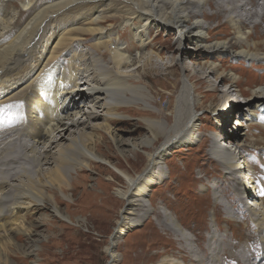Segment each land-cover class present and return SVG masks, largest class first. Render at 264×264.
Listing matches in <instances>:
<instances>
[{
  "label": "bare ground",
  "instance_id": "1",
  "mask_svg": "<svg viewBox=\"0 0 264 264\" xmlns=\"http://www.w3.org/2000/svg\"><path fill=\"white\" fill-rule=\"evenodd\" d=\"M253 1L0 0V264H11L10 249H23L22 254L32 258L30 264H38V223L27 217L48 211L67 218L45 188L57 185L62 192L60 186L67 184L71 171L95 161L110 163L95 149L101 143L95 137L103 129L121 153L129 148L143 158L140 173L113 166L126 182L124 191H116L126 206L107 249L108 264L116 258L113 247L120 235L151 208L152 213L157 209V225L166 235L158 264H264V175L256 176L245 155L247 148L258 147L261 137L247 141L248 132L242 130L264 120V72L253 73L264 65V0L258 9L246 7ZM14 2L19 11L10 5ZM106 20L123 25L125 33L120 34L129 35L131 45L122 46L125 42L112 25L103 26ZM152 27L174 31V46L167 42L161 47L162 41L155 47L154 39L146 41ZM85 36L92 38L88 45ZM162 48L170 53L166 59ZM220 54L221 67L199 60ZM225 55L250 68L236 74L233 68L238 65L227 64ZM187 59L190 67L183 64ZM175 68L180 88L173 102L166 100L171 115L162 119V111L152 108L158 106L151 100L152 90L141 83L152 70L175 73ZM221 84L226 86L221 95L204 93L198 102L202 88L217 91ZM237 95L243 97L245 112L234 105ZM207 100L205 108L216 117L220 136L218 141L209 135L212 144L218 143L209 160L224 168L217 172L224 175L216 180L219 174L203 169L200 174L207 181L201 186L208 184L209 191L188 194L182 186L175 190L187 214L183 221L193 222L190 229L161 202H150V207L144 202L151 186L164 179L166 156L196 142L201 128L196 123L204 118L197 110ZM125 111L139 114L146 129L138 141L124 143L111 129L130 117ZM232 113L233 129L227 126ZM257 128L264 134L263 126ZM229 170L231 178L225 176ZM225 178L229 183L222 185ZM207 209L212 228L208 225L195 239L187 237L188 230L203 231ZM18 236H25V244H18ZM152 240L148 244L155 243ZM140 258L146 264L153 256H144L143 250Z\"/></svg>",
  "mask_w": 264,
  "mask_h": 264
},
{
  "label": "rangeland",
  "instance_id": "2",
  "mask_svg": "<svg viewBox=\"0 0 264 264\" xmlns=\"http://www.w3.org/2000/svg\"><path fill=\"white\" fill-rule=\"evenodd\" d=\"M259 2H261V0H254L246 7H250L252 4V9H258L257 3ZM10 5H12V8L16 11H19L21 8L18 2H14ZM202 5V7H206L205 4L202 3ZM220 19L223 20L224 18ZM108 24H111L112 28L115 29V35L117 37L125 33L124 26H120L118 22L106 20L103 26H107ZM170 30L152 27L146 36V41L154 39L155 47L161 46L163 42L164 44H162L161 47L167 45V42H169L171 46H174L177 41V35L174 34V31ZM85 38V41H83L84 45H88L92 42L91 36H85ZM121 39L125 42L122 46L131 45L129 35L124 34L121 36ZM184 46L187 48L190 47L186 42H184ZM189 50L191 51L192 49ZM162 52H164L162 54L164 55V59L170 55L169 52H165V48H162ZM225 56L227 64L238 65V67L233 68V72L236 74L242 67L250 68L249 64L246 62L239 63L236 59H232L227 55ZM66 58L67 56H63V64L67 63ZM222 58H224V54L214 55V57L210 55L202 57L199 60H208V62L213 61L215 65L221 67L220 64ZM184 63L188 64L189 67L192 64L189 59L185 60L183 64ZM140 71H142V68ZM173 71H175V73H168L166 71L157 73L152 70L148 72V74H145L144 80L141 83H144L146 87H149V89L152 90L153 95H150L152 96L151 100L152 102L158 103L157 107L152 106V108H154V111L157 109L162 111V119L165 118L164 116L171 115V109H166V100L169 98L173 102L177 95V90L180 88L178 85L179 74H176V68ZM262 72H264V65L253 70V73L255 74H261ZM210 79L214 78L210 77ZM245 80L246 76H243L242 81L246 82ZM194 87H196V89L198 88L197 85ZM225 88L226 86L224 84H221L217 91L210 90L207 87L202 88V93H198V102L204 93L212 96H219L221 95L220 91ZM209 101L210 100L205 101L202 109L199 108L197 110V115L200 118L204 116V118L196 123V126H199V128L201 127L200 130L196 131L198 136L196 142L190 147L175 149L170 155L166 156V163L162 164L165 171L164 179L162 180V183L153 184L151 186L145 198L146 202H144V205L147 207H150V202L153 204L161 202V207H169L177 216L178 220L190 229L193 227V222L183 221L187 214H185L186 211L183 209L182 203H180V198L174 193L175 190L182 186L185 190L190 191L188 194L209 191L208 184L207 186H201L202 182L206 183L207 181L206 179H203L205 176L202 173L200 174L203 169L209 171H207V174H210V172L219 174L220 176L216 178V180L221 179V176L224 175V173H217L222 170L224 171V168L215 164L214 161L211 162L209 160L211 149L218 146V143L215 145L212 144L213 142L211 141L210 136L217 137V140L220 137L217 135L219 132V126L217 120H215L216 117L205 108L210 105ZM234 105L240 107V109L246 107L243 102V97L238 95ZM246 110H248V108L244 110L242 109V112H245ZM124 113L131 115L123 122L113 123V127L111 128L114 131L113 133L118 138L122 139L124 143L126 140L138 141L146 132L142 122L139 121V114L127 111ZM262 115L264 116V111L260 114V116ZM234 120L235 115L232 113L230 115V123L227 124V126L232 129L237 128V126H230L231 123L233 124ZM252 125L254 126L242 129L244 132H248V136H246L248 137L246 138L247 141L254 138L258 139L260 137L261 141L258 143L257 148H247L245 155L250 161L249 164L257 170L256 176L261 177L264 175V134L261 135L259 133L260 129L257 127H264V120H262V123L260 124L255 123ZM243 138L244 137L242 136L239 139L240 142ZM95 139H98L99 142L101 141L100 144L95 146V149L98 152L97 154L110 161L109 164L95 161L88 164L86 168H79L71 171V176L70 179H68L67 184L65 186H60L63 193L59 191V189H56L57 185H55V187H51V185L45 188L46 192L48 191L47 194L53 197L60 214L65 217L67 216L68 221L67 218L64 219L63 217L54 215L52 212L48 211L43 213H35L33 211L34 213L30 212L29 217H27V221L31 219L32 222L35 221L38 223L35 227V230L40 234L37 247L35 248L37 249L35 250V253L38 264H108L110 262L107 249L110 246L111 237L115 232L117 222L123 214L126 206V202L116 194L118 189L122 191L126 189V182L123 177L116 174L113 166H117L123 170L126 169L131 174H135V172L140 173L143 158H141V154L133 156L129 148H125L123 153H121L111 141L109 133L104 129L99 131ZM141 151L142 150L139 149V153H141ZM240 161L243 162L242 159H240ZM227 174H232V171L230 172L229 170L225 174L227 178H231L232 176H228ZM77 175L82 176V179H75ZM213 178L210 179L213 180ZM227 178L224 179L222 185H227L229 183ZM211 180L208 183H211ZM201 187H203V189ZM192 188L193 190L191 191ZM61 194H63V196ZM225 201L226 198L224 197L221 203H224ZM140 209L144 208L142 207ZM151 210L145 218L129 228H126V230L120 235L113 247L116 258L111 264H142L140 254L143 250L144 256L146 255V252L150 257L153 256L152 260L146 264L159 263V254L164 249V246H166V235H164L161 227L157 225L158 223L154 216V212L157 211V209L153 213ZM142 212L143 210L140 211V213ZM135 213H139V210L135 209ZM210 214L211 211H208L207 209L205 217L201 223V228H204L203 231L196 230V228L194 231L188 230V235L186 234V236L195 239V234H198L199 232L205 234L207 232L206 228L208 225L211 229L212 222L209 220ZM160 219L162 218L160 217ZM213 223L215 226V222ZM220 225L224 226L223 223H220ZM228 233L230 235L231 232L227 231L225 236H227ZM151 238H153L152 241L155 243L150 245L148 243ZM162 239H164V241ZM16 240L20 245H23L26 242L25 236H18ZM194 248H196V246H194ZM10 250L11 251L8 252L7 256L11 261V264H30L32 258L29 255L26 256L25 253L22 254L23 249Z\"/></svg>",
  "mask_w": 264,
  "mask_h": 264
}]
</instances>
